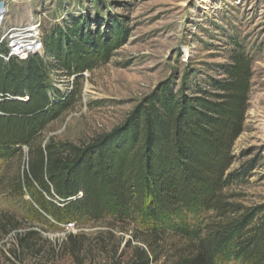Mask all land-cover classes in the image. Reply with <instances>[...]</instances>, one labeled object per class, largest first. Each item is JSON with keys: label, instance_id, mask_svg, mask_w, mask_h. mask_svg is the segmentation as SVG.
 Segmentation results:
<instances>
[{"label": "trees", "instance_id": "1", "mask_svg": "<svg viewBox=\"0 0 264 264\" xmlns=\"http://www.w3.org/2000/svg\"><path fill=\"white\" fill-rule=\"evenodd\" d=\"M89 27L55 25L44 33L43 51L27 61L0 57V156L29 149L27 168L8 180L11 188L30 196L35 214L58 223L120 220L135 210L157 223L178 209L205 211L204 235L176 246L169 264H220L223 253L241 264H264V205L237 203L227 190L252 170L249 164L230 170L250 100L252 56L237 47L220 77L185 83L176 92L161 82L119 127L85 146L41 142L46 126L73 107L83 73L107 62L124 42L122 25L106 37ZM56 71L74 77L76 87L57 91L53 100ZM20 225L12 213H0L2 235ZM35 234H19V246ZM69 238L79 262L81 245ZM153 258L139 247L132 264L159 260Z\"/></svg>", "mask_w": 264, "mask_h": 264}, {"label": "rangeland", "instance_id": "2", "mask_svg": "<svg viewBox=\"0 0 264 264\" xmlns=\"http://www.w3.org/2000/svg\"><path fill=\"white\" fill-rule=\"evenodd\" d=\"M6 2L8 25L39 17L42 37L55 25L75 22L88 23L94 35L103 37L111 36L118 25L125 27L124 42L110 59L83 73L73 107L40 134L44 143L85 146L119 127L161 82L169 81L176 92L185 83L220 77L219 70L230 62L234 49H244L253 58L252 88L230 170L248 164L252 170L227 190L237 194V203L264 205V0ZM50 82L53 100L57 91L65 94L76 87L74 77L61 71L52 73ZM28 150L24 146L18 155L0 156V213H12L21 224L6 236L0 230V264H132L139 247L157 255L159 260L151 264H169L176 246L205 233L208 213L187 209L157 223L140 210L96 223H58L41 217L34 213L30 196L16 192L8 182L27 168ZM30 230L36 234L20 247L18 235ZM69 235L81 245L79 262L70 252ZM220 258V264H241L225 253Z\"/></svg>", "mask_w": 264, "mask_h": 264}, {"label": "built area", "instance_id": "3", "mask_svg": "<svg viewBox=\"0 0 264 264\" xmlns=\"http://www.w3.org/2000/svg\"><path fill=\"white\" fill-rule=\"evenodd\" d=\"M6 1L0 0V57L6 61L10 58L27 61L44 49L42 21L39 17L31 16L25 23L8 25Z\"/></svg>", "mask_w": 264, "mask_h": 264}, {"label": "bare ground", "instance_id": "4", "mask_svg": "<svg viewBox=\"0 0 264 264\" xmlns=\"http://www.w3.org/2000/svg\"><path fill=\"white\" fill-rule=\"evenodd\" d=\"M2 5V4H1ZM0 5V9L2 8V6Z\"/></svg>", "mask_w": 264, "mask_h": 264}]
</instances>
